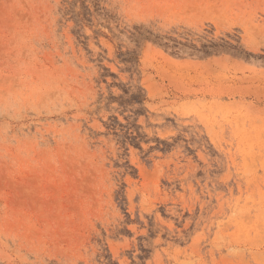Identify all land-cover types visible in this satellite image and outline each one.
<instances>
[{"label": "rangeland", "instance_id": "rangeland-1", "mask_svg": "<svg viewBox=\"0 0 264 264\" xmlns=\"http://www.w3.org/2000/svg\"><path fill=\"white\" fill-rule=\"evenodd\" d=\"M0 264H264V0H0Z\"/></svg>", "mask_w": 264, "mask_h": 264}]
</instances>
